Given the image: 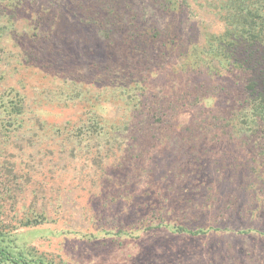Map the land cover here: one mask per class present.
<instances>
[{
	"label": "trees",
	"instance_id": "obj_1",
	"mask_svg": "<svg viewBox=\"0 0 264 264\" xmlns=\"http://www.w3.org/2000/svg\"><path fill=\"white\" fill-rule=\"evenodd\" d=\"M35 3V19L19 33V13ZM197 3L214 8L220 31L200 32L186 24L181 14ZM50 4L52 13L42 15L40 9L51 10ZM73 32L80 36L72 38L84 41L95 33L105 66L96 104L89 100L71 130L68 123L40 135L43 123L29 112L27 96L5 89L0 70V263L45 264L29 260L4 221L6 202H17L18 191L39 171L31 163L22 170L19 161L7 162L12 139H18L19 152L50 150L59 160L79 154L91 158L96 173H125L129 185L137 186L134 197L155 198L147 204L155 221L177 212L191 219L180 232L264 236V203L257 204L264 197V0H0V54L9 40L51 44L71 39ZM89 52L96 55L93 48ZM230 78L237 87L227 101L230 108L218 109L217 103L206 109V102L229 88ZM162 79L169 86H160ZM74 89L72 96H84ZM103 101L122 104L116 109H124L122 116L105 118L93 109ZM37 160L43 164V158ZM33 187L43 203L32 202L19 218L12 216L22 227L45 222L55 202L46 200L44 187L36 182ZM123 195L117 198H127Z\"/></svg>",
	"mask_w": 264,
	"mask_h": 264
},
{
	"label": "rangeland",
	"instance_id": "obj_2",
	"mask_svg": "<svg viewBox=\"0 0 264 264\" xmlns=\"http://www.w3.org/2000/svg\"><path fill=\"white\" fill-rule=\"evenodd\" d=\"M37 4H26L19 13V33L28 30L27 20L35 19L33 14L37 11ZM49 6L51 10L40 9L42 15L52 13L53 5ZM181 16L196 31L201 32L202 28L220 31L214 8L206 9L199 3L192 7L188 5ZM79 34L70 33L67 38L71 39H57L51 44L9 40L4 45L6 52L0 54V70L5 76L3 87L27 96L29 112L43 123L40 135L55 132L57 128L62 130L68 123L71 130L86 113L89 100L95 105V96L101 92L104 83L100 79L105 66L101 64V44L94 32L89 33V41L72 38ZM90 48L96 55L90 54ZM17 60H23L22 65ZM231 78L227 81L229 88L219 92L217 95H221L217 100L206 102V109L217 103L218 109L230 108L228 102L237 94ZM75 81L81 83L74 84ZM196 82L210 88L207 81L198 79ZM168 84L169 80L165 84V79L159 83L160 86ZM73 87L84 96H72L75 93ZM229 89L231 94H228ZM218 91L219 87L213 90ZM98 104L101 106L97 107ZM98 104L92 107L105 114V118L114 116L117 120L124 112V109L116 111L118 106L124 107L115 101ZM12 141L7 162L16 165L19 161L22 170H28L26 165L29 163L39 167L33 181L26 183L22 193L18 191V201L6 202L10 210L4 217L17 245L25 250L29 260H42L45 264H264L263 235L234 237L221 232L198 235L180 232L179 226H190L191 219H184L183 214L177 212L173 217L166 213L165 222L155 221L147 205L154 204L155 198L151 195L134 197L135 191L132 190L137 186L129 185L125 173L116 169L105 174L96 173L97 167L91 165V158L79 154L72 156L70 153L69 158L64 156L59 160L57 153L48 154L50 150L43 155H36L30 147L19 152L15 147L18 139ZM37 157L44 159L43 164ZM34 182L41 190L44 187L47 201L55 202L49 203V217L45 222L22 227L12 216L18 213L19 218L32 202L39 206L43 203L42 195L34 194L37 190L33 187ZM122 193L127 198L118 199ZM263 203L264 197L257 204L263 206ZM10 205L16 209L13 213Z\"/></svg>",
	"mask_w": 264,
	"mask_h": 264
}]
</instances>
